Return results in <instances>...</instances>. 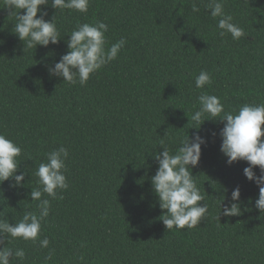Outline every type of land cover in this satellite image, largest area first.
<instances>
[{
  "label": "trees",
  "instance_id": "16d2710c",
  "mask_svg": "<svg viewBox=\"0 0 264 264\" xmlns=\"http://www.w3.org/2000/svg\"><path fill=\"white\" fill-rule=\"evenodd\" d=\"M194 2L199 12L191 11ZM208 3L89 0L87 13L56 12L49 3L41 6L44 19L55 14L63 39L24 51L15 17L0 8V134L21 147L17 174L25 172L23 186L11 179L0 184V220L12 224L26 211L38 213L39 201L29 195L39 187L38 165L61 146L69 152L68 189L57 190L62 199L43 194L51 207L36 243L5 241L25 252L10 264H264V212L254 207L259 188L243 175L247 162L226 164L224 121L206 119L199 129L206 143L191 173L208 205L199 225L166 230V210L152 190L161 141L175 152L186 133L197 131L190 127L200 94L219 97L225 111L264 104V0H224L225 13L246 35L239 40L219 36L220 18L210 15ZM97 21L108 25L106 47L126 40L117 58L84 86L50 75L68 50L67 35ZM201 71L212 83L198 89ZM236 186L241 214L226 217L221 209L218 220L220 200L227 203ZM44 238L47 248L39 245Z\"/></svg>",
  "mask_w": 264,
  "mask_h": 264
},
{
  "label": "clouds",
  "instance_id": "9594fccd",
  "mask_svg": "<svg viewBox=\"0 0 264 264\" xmlns=\"http://www.w3.org/2000/svg\"><path fill=\"white\" fill-rule=\"evenodd\" d=\"M63 11L70 9L79 13H87L89 0H3L4 9L10 10L15 17L14 33L23 42L24 48L35 49L38 45L47 47L50 43L55 45L63 39L55 23V14L50 20L44 17L48 13L41 6H48ZM207 8L213 18L219 17L217 28L219 36L230 34L233 40L245 38L242 28L232 22V16L225 13L224 0H209ZM23 10V14H20ZM194 2L192 12H199ZM55 12V13H56ZM39 13V16L37 15ZM108 25L97 21L94 24H78L67 35V52L60 60L48 69L49 74L62 77L63 81L70 85L84 86L90 75L100 70L103 66L115 60L118 53L126 44V40L119 41L106 47L105 33ZM212 83V78L206 71H201L195 78V87L202 89ZM199 109L191 116L197 131L189 137L186 133L178 142L175 152L161 141L162 151L154 155L157 164L155 174L151 177V185L158 199L161 210H166L161 215V220L166 230L192 229L200 224L208 212V205L204 202L205 196L196 185L191 169L196 167L200 155L201 146L206 143L204 137L199 135V129L206 119L224 121V126L219 132L221 138L220 151L226 157V164L245 161L247 167L243 169V175L259 188L258 198L254 207L264 212V104H244L237 110L225 111L220 98L206 92L197 97ZM207 116V118H204ZM219 117V119H216ZM215 135V134H213ZM21 147L0 134V184L12 180V186H23L25 172L17 174L21 155ZM68 150L61 146L46 153V162H41L36 171L39 187L32 189L30 199L39 201L38 213L26 211L22 219L10 224L8 220H0V264H10V258L23 259L25 252L22 248L12 249L3 246L6 240L21 239L36 243L41 234V221L49 215L51 207L49 199H42L47 194L52 199H62L58 191L67 190L69 184L64 174L66 171L65 160L68 158ZM259 169V175L254 171ZM226 191V190H225ZM223 197V196H222ZM221 214L226 217L241 214L240 188L236 186L231 191V197L222 205ZM204 203L201 205L200 202ZM219 220V219H218ZM39 245L47 248L49 240L40 239ZM83 246V245H82ZM46 259H51V252ZM83 259V257H79Z\"/></svg>",
  "mask_w": 264,
  "mask_h": 264
}]
</instances>
